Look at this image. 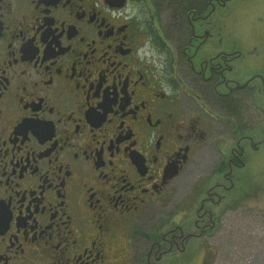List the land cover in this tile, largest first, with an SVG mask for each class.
Returning <instances> with one entry per match:
<instances>
[{
  "label": "flooded vegetation",
  "instance_id": "obj_1",
  "mask_svg": "<svg viewBox=\"0 0 264 264\" xmlns=\"http://www.w3.org/2000/svg\"><path fill=\"white\" fill-rule=\"evenodd\" d=\"M229 1L0 0V264H264Z\"/></svg>",
  "mask_w": 264,
  "mask_h": 264
},
{
  "label": "rangeland",
  "instance_id": "obj_2",
  "mask_svg": "<svg viewBox=\"0 0 264 264\" xmlns=\"http://www.w3.org/2000/svg\"><path fill=\"white\" fill-rule=\"evenodd\" d=\"M222 10L225 11L229 23L230 34H228V37L235 40L239 39L240 46L245 54V63L243 62L237 66L238 74L246 79L254 73H259L264 77V0H231ZM218 14L220 15V11L215 13V18L218 17ZM257 82L261 88L260 80L258 79ZM260 91L255 94V112L249 104L246 105L247 120L244 124L241 141L245 165L239 172L241 177L239 186L245 193V206L241 205L235 212V219L230 217L229 222H227L226 230L230 229V247L237 243L235 242L237 238L234 233L235 230L238 236L252 237L251 240H254V237L257 236L254 231L260 222L259 216L264 206V88H261ZM215 127L218 128V125L214 124ZM227 135L231 136L229 132H227ZM231 145H234V143L227 144V146ZM210 150V146L205 147L203 150V157L195 165L198 169H204L205 171L211 169L213 160L209 154ZM182 189L189 190V188L182 186L181 192ZM227 200V198L224 199L225 202ZM224 201L223 204H225ZM232 213L230 211V215ZM215 241L221 249L222 238L218 237ZM244 250H246L245 253ZM250 251V248L249 250L241 249V253H244L246 257L251 255V258H253L254 253ZM243 264H250V262L245 261Z\"/></svg>",
  "mask_w": 264,
  "mask_h": 264
}]
</instances>
